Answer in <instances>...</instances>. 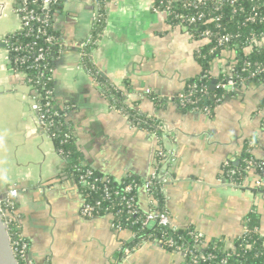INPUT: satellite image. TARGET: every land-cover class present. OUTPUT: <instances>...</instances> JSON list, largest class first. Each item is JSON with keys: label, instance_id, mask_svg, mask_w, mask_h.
<instances>
[{"label": "crops", "instance_id": "obj_1", "mask_svg": "<svg viewBox=\"0 0 264 264\" xmlns=\"http://www.w3.org/2000/svg\"><path fill=\"white\" fill-rule=\"evenodd\" d=\"M152 5L153 0H106L102 33L89 58L109 83L131 90L130 107L165 125V137L140 129L111 108L84 67L78 46L96 21V0H62L54 23L61 44L53 61V92L68 108L82 162L115 181L146 179L158 148L174 150L176 160L164 187L173 226L191 227L204 243L221 241L230 250L245 232L248 213L256 212L264 237V175L250 170L239 185L223 178L224 166L237 163L246 150L264 160V83L248 81L225 91L209 113L179 108L169 98L203 73L195 57L202 42ZM19 26L17 0H0V195L17 189L14 216L27 260L187 264L180 253L156 241L118 259L130 229L116 228L110 214L81 215L83 199L74 179L64 173L65 159L32 109L29 85L9 61L4 40ZM233 56L222 52L211 65V76L223 73ZM146 91L165 102L157 103ZM149 201L139 188V208L147 211Z\"/></svg>", "mask_w": 264, "mask_h": 264}, {"label": "trees", "instance_id": "obj_2", "mask_svg": "<svg viewBox=\"0 0 264 264\" xmlns=\"http://www.w3.org/2000/svg\"><path fill=\"white\" fill-rule=\"evenodd\" d=\"M61 3L62 0H56L51 5L49 23L47 26H43L47 34L59 36L53 27L56 15L61 9ZM96 3L98 13L90 32L92 42L86 49L87 53L96 46L95 43L101 36L105 20L106 0H96ZM153 5L168 12L167 20L169 23L181 26L191 37L202 42L195 57L202 66L203 73L187 81L182 92L191 102L181 108L182 110L199 107L201 109L208 108L211 111L215 104L225 96L226 92L216 86H214V89H210L211 80L214 79L211 76L210 68L213 61L219 58L222 52L233 53L234 56L231 57L228 68L215 77L216 83L232 78L237 86H241L247 83L244 80L249 79V71L253 72L258 66L264 68V0H153ZM32 7L37 10L39 4L32 5ZM200 14L203 17L196 19L194 22L179 18V15L187 18L191 16L197 18ZM215 17H218V19L216 20ZM38 26L39 24L34 22L31 26V33ZM206 30L210 31L212 36L206 39L199 36V33ZM26 32V29L18 32L15 37L16 42L23 45L29 43L32 48L23 51L25 55L24 63L15 64L13 55L16 54H11L10 64L16 71L24 73L26 81L37 89L39 103L44 104L47 100L45 97L46 90L51 89L53 91L52 67L59 46L50 48L44 63L37 65L33 63L32 58L36 55L38 48L45 47L46 43L44 38L36 37L30 32L29 35H25ZM226 34L231 36V40L226 42L224 46H217L216 38L223 37ZM89 57L88 54L83 55L81 61L87 72L102 87L110 105L140 129L159 133L160 121L125 104L122 97L123 88L120 89L119 86L109 83L95 68ZM253 80L264 83V72L258 73L254 79L252 78L249 81ZM149 96L154 100L157 99V103L165 102L163 98L152 93ZM51 102L52 106L49 110L56 111L57 114L50 118L53 124L46 126V129L56 150L61 152L65 158V175L74 179L82 199L97 210L96 216L110 214L114 218L113 223L116 228H129L132 235H134L133 239L122 243L117 253L118 259L126 255V250L136 248L145 241H160L164 244L165 249L175 251V246H169L168 244L170 240H174L176 245H181L184 248L196 247L199 248L198 251L213 256L210 260L198 259L197 262L185 258L187 264H264V237L258 231L259 219L256 212L248 213L245 222L246 231L240 239L236 240L230 250H226L221 241H205L204 243V238L191 227L184 229L174 226L160 227L158 225L149 228L142 227L138 217L127 211L124 199L131 195L137 197L138 190L145 179L129 176L124 180L115 181L111 176L102 174L84 164L81 152L75 143L71 124L67 119L68 108L57 102L54 95ZM177 102L178 99L175 100L176 104ZM262 124L264 126V118ZM250 156V153L246 150L237 163L228 162L223 168V175L229 180L239 183L246 174V171H244L245 160ZM230 170H235V174H231ZM80 176H84L93 185V189L89 186H82ZM128 184L133 186L132 193L124 191ZM105 192H108L109 196H106ZM150 197L155 201L152 204L154 210L160 212L165 209L164 192L160 190L159 183L154 184L152 187ZM2 204L7 215L5 220L9 225L11 240L16 241L20 238L14 216L16 202L13 198H9L3 200ZM140 213L143 214L144 212L141 211ZM190 233L200 236L201 246L194 243ZM17 261L18 264H24L23 259L19 256H17Z\"/></svg>", "mask_w": 264, "mask_h": 264}, {"label": "built area", "instance_id": "obj_3", "mask_svg": "<svg viewBox=\"0 0 264 264\" xmlns=\"http://www.w3.org/2000/svg\"><path fill=\"white\" fill-rule=\"evenodd\" d=\"M55 1L56 0H17V12L19 13L20 26H19V29L17 31L13 32L9 37L5 38V40H4V42L7 46L8 53H9V61L12 60V59H10L11 54L15 53L16 55L15 56L13 55V62H15V64L16 63H18V64L24 63L25 55H24L23 51L25 49L29 50L32 48L31 44H29V43L23 45V44L16 42V38H15L16 34L23 29L27 30L25 35H29V32H30V34H33L36 37L44 38V42L46 43L45 47L38 48L36 55L32 58L33 63H35L37 65H42L44 63V61L47 59V55L49 53L50 48H52L54 46H60L61 42H60L59 37L57 35L47 34V32L43 29V26H47L49 23L50 8H51V5L55 3ZM35 4H39V7L37 10L32 7V5H35ZM152 10L163 11L166 15H168V12L166 10L160 9L154 5H152ZM202 17H203L202 14L198 15L197 18L193 17V16L187 18V17H184L183 15H179L180 19L185 18L186 20H189L190 22H194L196 19H200ZM215 19L217 20L218 17H215ZM34 22H37L39 24V26L35 29V31L33 33H31V30H32L31 26L33 25ZM199 36L206 39V38L212 36V33L210 31L206 30V31L199 33ZM230 40H231V36L229 34H226L223 37L216 38V44H217V46H224L225 43L230 41ZM91 42H92L91 34L89 33L87 35V38L82 43H80L78 46V50H79V54L81 55V58L83 55H86V54L90 55L91 49H90V51H88V53L86 52V49ZM97 42L98 41H96V43ZM249 72H250L249 77H248L249 79L244 80V82H246V81L248 82L252 78L254 79L258 73L264 72V68L258 66L256 70H254L253 72H251V71H249ZM19 73H21L22 76L25 78L24 73H22V72H19ZM47 79H49V78H47ZM25 82L29 85V88H30L31 100H32V109L36 113L37 118H38L42 128H44V130L47 132L46 126H51L53 124L50 118H52L54 115L57 114L56 111L49 110V108H51V106H52L51 100L53 99L54 92L51 89L46 90V92H45L46 96L45 97L47 100L44 102V104H40L38 101L39 94H38L37 89L33 88V86L31 84H29L26 81V79H25ZM215 86L224 90V91H232L236 88L237 83L232 78H229L225 81L216 83ZM192 87L194 88L195 86L193 85ZM119 88L122 89V87L120 85H119ZM122 90H123L122 97H123L124 103L129 105L130 100H131L130 97L132 96V92L130 89L123 88ZM145 94L149 95V94H151V92L146 91ZM176 99H178L177 106L179 108H183L186 106V104L191 102V100L189 98H187V96L183 92L179 93L178 96L170 97L169 101L175 102ZM111 108L115 109L113 106H111ZM190 110L202 111V112H207V113L210 112V110L208 108L201 109L199 107H192ZM50 114H52V116H50ZM158 130H159L160 136H162V137H165V135L168 134L167 128L162 123H160V125L158 126ZM57 152L63 157L61 152H59V151H57ZM155 157H156V161H155V165H154V169L152 171V174L149 175L144 180L143 184L140 186V188L145 190V192L148 194V196L150 198L149 209L147 211L141 210L137 204V197H135L133 195L124 199L127 211L130 214H132L133 216H137L140 225L144 228H149V227H152L153 225H158L160 227L173 226L171 224V220H170L169 214H168L166 209L158 212V211L154 210V208H152V204L155 201L152 200V198L150 197V194H151L152 187L156 183L160 184V190L164 192L165 184L167 183V181L170 178V169L176 160V153L174 150H165L162 148H158V150L155 154ZM65 164H66V161H65ZM250 170H254V171L258 172L260 175H264V160H257L254 157L250 156L248 159L245 160L244 171L248 172ZM230 173L235 174V170H230ZM223 178L227 182H230L233 185H236V184L239 185V183H236L232 180H229L224 175H223ZM80 180H81L82 186H89L90 188L93 189V185L84 176H80ZM257 184H258V186H260L262 184V181L259 180L257 182ZM124 191L127 193H132L133 186L130 184L126 185V187L124 188ZM105 194H106V196H109L108 192H105ZM16 195H17V189L13 188V189L9 190L5 194V196L0 198V212L4 216V220H5V216H7V215L3 209L2 201L7 200L9 198L14 199V196H16ZM140 210L143 211L144 213L143 214L140 213L141 212ZM80 213L84 217L92 218V217L96 216L97 210L95 209L94 206L89 205L88 203H86L83 200V203H82V206L80 209ZM5 223L7 226H9L7 220H5ZM245 231H246V229H245ZM190 236L193 238L194 243L196 245H199V244H200V246L202 245V242H200V240H199L200 236L198 234L195 235L194 233H190ZM133 238H134V235H132L129 240H131ZM146 242H149V241H145L144 243H146ZM156 242H158L164 248V244L162 242H160V241H156ZM168 244H169V246H175V248H174L175 252L180 253L184 257V259L189 258L193 262H197L198 259L210 260L213 257L211 255H207L201 251H198L199 248H196V247L184 248L181 245H176L174 240H170L168 242ZM11 245H12V249L15 253L16 258H17V256H19L21 259H23L24 264H31L30 261L27 260V258H26V243L21 237L18 238V240H16V241L11 240ZM139 247H141V245L136 247V248L126 250L125 254L126 255L130 254L131 252L137 250ZM197 252H199V253H197ZM221 262L223 263L224 261H221Z\"/></svg>", "mask_w": 264, "mask_h": 264}, {"label": "water", "instance_id": "obj_4", "mask_svg": "<svg viewBox=\"0 0 264 264\" xmlns=\"http://www.w3.org/2000/svg\"><path fill=\"white\" fill-rule=\"evenodd\" d=\"M216 78L211 80L210 89H214ZM3 196L0 195V198ZM0 264H18L11 245V236L4 216L0 212Z\"/></svg>", "mask_w": 264, "mask_h": 264}]
</instances>
